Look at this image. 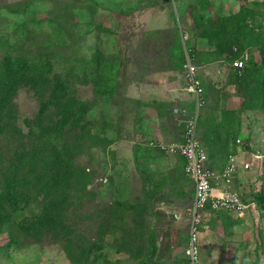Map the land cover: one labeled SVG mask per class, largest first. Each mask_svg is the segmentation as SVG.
I'll use <instances>...</instances> for the list:
<instances>
[{
	"label": "rangeland",
	"instance_id": "obj_1",
	"mask_svg": "<svg viewBox=\"0 0 264 264\" xmlns=\"http://www.w3.org/2000/svg\"><path fill=\"white\" fill-rule=\"evenodd\" d=\"M204 23L231 31L214 35ZM260 31L264 0H0V62L23 55L42 68L30 64L0 105L2 151L20 149L25 162L27 151L38 156L18 194L4 197L23 210L0 217V264H187L192 182L179 153L158 144L179 140L195 119L194 135L219 167L230 150L242 153L233 144L237 120L243 135L264 130V110L244 109L229 63L241 45L252 60L264 56ZM186 50L205 90L199 108L184 89ZM98 53L116 59L111 97L97 88L96 74L110 67L96 63ZM233 110L239 119L229 121ZM57 128L58 139L42 147L40 133ZM94 131L100 139L89 138ZM61 143L72 155L68 172L51 170ZM243 215L207 208L198 264H247L255 251L264 264L260 214ZM12 222L26 229L20 243L9 239L19 233Z\"/></svg>",
	"mask_w": 264,
	"mask_h": 264
},
{
	"label": "trees",
	"instance_id": "obj_2",
	"mask_svg": "<svg viewBox=\"0 0 264 264\" xmlns=\"http://www.w3.org/2000/svg\"><path fill=\"white\" fill-rule=\"evenodd\" d=\"M252 9H246V12L243 14L242 19L246 20V17L249 15H252L251 13ZM248 12V13H247ZM250 13V14H249ZM246 27H249V30H251L252 32V24H248V22L246 21L244 24ZM203 28L204 30L210 31L212 34L214 35H218L221 33H227L229 31H231V27L229 26V24L226 25H220L217 28H212L209 27L206 23L203 24ZM203 35V34H201ZM256 36V44H258L257 46L260 48V50L262 51V53H264V33L262 31L257 32L255 34ZM235 44H238V46L240 45L239 41H237L236 39L233 41ZM242 45L239 48V51L237 52H233L232 51L230 53H232V55H230L229 58V63L230 61L235 58V57H239L241 52L243 51V48H241ZM226 49H231L229 45H227L225 47ZM99 53L96 55H94L96 63L103 66L105 65H110V67H108V72L107 71H103L101 72V70H99V73L96 74L95 80L98 82L97 83V88L98 91L100 92L101 95L107 96V97H111V95H113L114 90H115V82H116V76H117V64L116 59L112 56L110 57V55L104 56L103 54H100V56L98 57ZM189 55L191 56L192 62L194 63V55L193 53L189 52ZM185 58H183L184 61ZM30 64H35L37 65L38 69H42L41 68V64H37L36 62H34V60L32 58H26L25 56H17L13 59L12 64H5L3 62H0V105H2L6 99V97L9 96L10 93H12L13 89L12 87L15 86L18 82H19V77H20V73L24 72L26 70V68L30 65ZM231 66V65H230ZM231 68L233 69V75H234V81L236 84V88L238 89L239 92H241L244 96V109H248V110H259L262 111L264 110V56H262L258 61L252 60L251 58V54H248V58L244 61L243 65L241 67H233L231 66ZM36 74H38L39 72H35ZM202 82V80H201ZM203 85V83H202ZM203 93L205 94V90H204V86H203ZM235 111L233 110V112H230L231 118L229 119V121H232L234 119L238 118V115L234 113ZM226 113V111L224 112ZM234 118V119H233ZM239 119V118H238ZM197 122L202 125L203 124V119H201V117L198 115L197 116ZM223 125V124H222ZM54 129L51 130V132L48 134L47 132L45 133V131L41 132L40 135L42 134V138H44V143L42 145V147L46 144H48L49 141H51L53 139V141H55V139H58V133L59 130L61 129ZM225 129V128H224ZM235 129V135L233 136V144L234 146H239L241 145V147L243 148H248V141H249V136L248 135H243L240 131L241 129V121L237 120L236 122V127L232 128ZM223 131V130H222ZM203 132V130H202ZM224 132H228V131H223ZM221 133L218 132V135H220ZM226 134L225 133V138L226 139ZM202 136H204L203 133H201L198 136V139H200L201 141H203V143L210 149L209 147V142H207V138H203ZM89 138H91L92 140H97L100 139L99 138V134L97 132H92L89 133ZM182 137H180L179 140H181ZM237 139H239V141H237ZM177 140V141H179ZM226 142V140H225ZM200 143V142H199ZM202 145V144H201ZM20 147V146H19ZM203 147V146H202ZM204 148V147H203ZM3 146L0 144V168H2V164L4 162V160H6L7 162V168H8V172L4 173V179L2 181H0V206L3 205L4 200H7V204H6V209L2 210L0 209V217L5 220L6 217V213H11L14 210L17 209H22L23 207H21V205H18L17 201H15L13 199V197H11L10 199L4 198L5 195L8 192H12L13 195L18 194V192L16 191H12L16 186V184H18L17 182L21 183L24 181V179H30V175L32 176V173L35 172L34 170H36V159H37V155L34 154L33 152L27 151L25 152L24 156H26V162L23 159V153L24 151H20V149H15V150H11V149H7L6 152H4V150L2 151ZM70 149L67 148V145L65 143H61V147L58 148V152L59 154L56 155L54 157V162L52 165L51 170L55 169V168H64L65 172H68L69 169L72 167V155L71 152L69 151ZM206 151V150H205ZM8 152H10V155L8 154ZM211 151H209L207 153V163L210 166H214L213 164H211ZM232 154V150H230L227 153V156L225 155V161L223 162V164H221L219 166V168H221L224 163L226 162L228 155ZM7 155V156H6ZM179 155L182 158V165L184 168V164H185V157L179 153ZM14 156V157H13ZM20 165V166H19ZM23 167L25 172L23 173L22 170L20 171V167ZM45 167H47V165L40 167L39 171H43L46 169ZM65 172L63 174V176L65 177ZM1 173V170H0ZM3 175V174H2ZM16 175H18L19 177H17ZM56 175V174H54ZM191 178V177H190ZM63 182H65V179H61ZM263 180H264V175H263ZM192 182V180H191ZM61 186V185H60ZM192 192H193V183H192ZM24 195V193L22 194ZM251 197L253 199V201L255 202V205L257 207V209L260 211L261 213V218H263L264 216V183H262L260 185V187L257 190H253L251 192ZM207 208H209V206L207 205ZM46 209H42V211H44ZM226 210L220 209L214 212H219V214L225 212ZM24 215V214H23ZM34 216H36L33 213ZM26 218V217H25ZM30 222V220H28ZM24 224L26 225L28 222L27 221H23ZM11 226L13 227H17L19 228V233H17L14 229L9 231V239L10 241L14 242V243H20L21 238L24 234V232L26 231V229L24 227H21L20 229V225L18 223H14ZM262 230L261 232H264V220L261 222L260 226L258 227L257 231ZM187 240H188V234H187ZM264 245V243H262ZM257 247V245L255 246ZM187 255V254H186ZM257 254L255 251V259L251 261H248L247 264H257ZM187 264H189V259H188V255H187Z\"/></svg>",
	"mask_w": 264,
	"mask_h": 264
},
{
	"label": "built area",
	"instance_id": "obj_3",
	"mask_svg": "<svg viewBox=\"0 0 264 264\" xmlns=\"http://www.w3.org/2000/svg\"><path fill=\"white\" fill-rule=\"evenodd\" d=\"M248 58L246 51L241 52L239 57L230 61L233 67H241ZM183 78L185 80L184 89L187 93L193 94L196 107L202 103L203 85L200 77L196 73V65L192 62L189 52L186 50L185 59L182 63ZM195 119L186 123L179 141L159 142V146L169 152L182 154L186 161L184 170L189 174L193 183L191 202L187 207V234L186 254L189 264L199 263V235L200 226L203 220L207 205L209 210L217 211L220 209L244 214L250 210H257L253 199L245 200L239 192L225 187L219 193L215 189L219 187L221 181L227 183L231 177L240 169H248L253 161H257L263 156L260 148L254 149L248 160H242L238 154L232 153L224 165L218 169L207 163V153L194 135ZM239 141V139H237Z\"/></svg>",
	"mask_w": 264,
	"mask_h": 264
},
{
	"label": "crops",
	"instance_id": "obj_4",
	"mask_svg": "<svg viewBox=\"0 0 264 264\" xmlns=\"http://www.w3.org/2000/svg\"><path fill=\"white\" fill-rule=\"evenodd\" d=\"M262 127V126H260ZM260 133L254 131L257 133V136L255 134H249L248 130L244 133V135L249 136L248 141V148H242L241 154L239 153V157L242 160H248L250 158L251 152L256 149L260 148L261 152L263 153V156L261 159H258L257 161L252 162V166L248 169L240 168L231 178V180L226 184L225 182L221 181L219 183V187L215 189V193H219L220 190H222L225 187H230L233 190H236L241 194V196L244 198L246 197V194H248L249 197L244 198L245 200H251V192L253 190H257L262 183H264L263 175H264V133L261 134V132H264L263 128H259ZM258 130V131H259ZM252 136V137H250ZM220 169L218 166L216 167ZM246 213H244V222H248L249 216H245ZM259 220L258 222H261L264 220L261 218V213L259 212ZM248 215V214H247ZM248 217V218H245ZM264 218V216H263ZM200 238V235H199ZM200 250V249H199Z\"/></svg>",
	"mask_w": 264,
	"mask_h": 264
}]
</instances>
